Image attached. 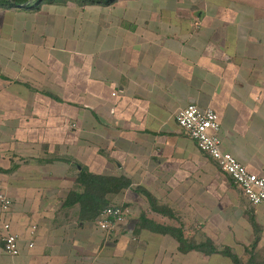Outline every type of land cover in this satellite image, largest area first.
Returning a JSON list of instances; mask_svg holds the SVG:
<instances>
[{
	"label": "crops",
	"instance_id": "0c3cea01",
	"mask_svg": "<svg viewBox=\"0 0 264 264\" xmlns=\"http://www.w3.org/2000/svg\"><path fill=\"white\" fill-rule=\"evenodd\" d=\"M51 5L0 8L37 15L0 26V192L11 200L0 236L9 223L20 247L12 257L0 241V264H231L139 228L142 211L165 226L176 214L153 212L137 188L172 207L184 202L202 240L264 259V204L251 205L175 122L190 103L213 109L222 150L264 177V0L82 3L74 52L69 16L63 23L56 4L43 11ZM81 170L130 180L108 197L133 209L125 233L94 222L95 235L79 203L66 204L81 192ZM116 231L128 250L112 244Z\"/></svg>",
	"mask_w": 264,
	"mask_h": 264
},
{
	"label": "built area",
	"instance_id": "2783aa9c",
	"mask_svg": "<svg viewBox=\"0 0 264 264\" xmlns=\"http://www.w3.org/2000/svg\"><path fill=\"white\" fill-rule=\"evenodd\" d=\"M178 127L192 139L197 148L212 159L217 167L240 188L247 201L257 206L264 204V177L249 172L232 154L221 148L219 137L220 123L217 113L211 108H201L193 103L175 114ZM11 200L0 192V211L5 213ZM131 216V209L121 204H112L104 208L95 220L100 230L108 232L117 224L125 223ZM0 236L2 250L9 256H17L20 251L19 237L11 231L10 224L4 222ZM35 227L30 231L33 235ZM29 247L32 243L28 244Z\"/></svg>",
	"mask_w": 264,
	"mask_h": 264
},
{
	"label": "trees",
	"instance_id": "16d2710c",
	"mask_svg": "<svg viewBox=\"0 0 264 264\" xmlns=\"http://www.w3.org/2000/svg\"><path fill=\"white\" fill-rule=\"evenodd\" d=\"M90 4L101 2V0H85ZM116 0H106L104 3L112 4ZM57 2H65V0H0V8H23L38 10L41 5L55 4ZM77 184L81 188V192H71L66 204L79 203V219L84 222L96 220L99 213L110 204L109 195L116 194L130 187V180L125 177L101 176L87 173L81 170L76 179ZM148 201L149 207L153 212L170 217L172 215L170 209L166 206L158 205L155 197L144 191L142 188H137ZM139 228L150 230L153 233L169 235L178 244L177 249L181 253L190 251H198L205 255L219 254L227 257L231 264H264L263 261H256L254 257L247 258L238 257L229 247H215L210 239H204L195 242L191 237L184 234L182 227L160 225L153 220L141 214L139 218ZM243 259H246L244 261Z\"/></svg>",
	"mask_w": 264,
	"mask_h": 264
},
{
	"label": "rangeland",
	"instance_id": "374dc122",
	"mask_svg": "<svg viewBox=\"0 0 264 264\" xmlns=\"http://www.w3.org/2000/svg\"><path fill=\"white\" fill-rule=\"evenodd\" d=\"M106 0H101V2H97L95 4H92L90 6L88 5H85L87 8V10H93V9H102L103 7L105 6H109L110 4H106L104 3ZM82 3H87L85 0H65V2H57L55 3L57 6H63L64 7V13H63V18H60V19H63V23H66V20H65V15H67V17L69 16V25H70V34H69V41H70V44H71V52H74L72 50H76V47H77V44L78 42L81 40L82 38V41H83V37H81V34H78V28H77V21H78V14L80 11L84 10V6H81ZM99 3V4H98ZM53 4L51 5V7L49 6L48 8L44 7L43 8V11H46L47 9H51V10H54L56 9V5ZM44 5V4H43ZM99 5H101L102 7H100ZM100 7V8H98ZM247 7H248V3H247ZM246 10H249V8H247ZM40 14V13H39ZM30 14L28 13H25V14H17V15H14L12 13H8V12H2V14L0 13V26H3V25H20V24H25L26 21H32V20H36V16L37 15H34L32 16V18H30L29 16ZM44 19L43 18H40L38 17V21L41 22L43 21ZM55 18H54V24H55ZM58 24V23H57ZM58 34H54V36H57ZM88 37V35H87ZM75 48V49H73ZM76 52V51H75ZM145 199V203L148 204V201L146 200V198H143ZM157 200V199H156ZM158 201V205H163V206H166L168 209L170 208L173 212H175L176 216L175 218L173 219V223H175L174 225L172 226H175V227H181L183 228L184 230V234L187 236V237H191L192 240H194L195 242H199V241H202V236H201V232L199 229L195 230V228H191L189 227V222L187 220V216H188V210L185 208V206L183 205L184 202H181V206H177L176 207H172L170 206L169 204H167V202H165L164 200H157ZM112 204V203H110ZM144 205V204H143ZM125 207H128L131 209V207L127 206V205H123ZM145 206V205H144ZM131 213L133 214V209L131 210ZM142 213L144 214V211H142ZM130 219H128L127 221L129 222ZM85 228L87 227V229H91L93 232H95V235H99V230L95 229L94 228V221H90L89 223H85ZM185 226V228L183 227ZM125 223H123L122 225V229L120 226H118L117 230L120 231L122 230V233H125ZM116 231L115 232V235L114 236H110V240H113L115 241L112 244H115V248L118 252H121V250H125V249H129V246H128V242H125L124 241V237H120V238H117L116 239V233L118 232ZM114 232V231H113ZM121 232V231H120ZM119 232V233H120ZM198 232V233H197ZM102 234H104L102 232ZM133 244V243H131ZM244 261H246V259H243ZM264 259H257L256 261H263ZM119 262H123V260L119 259Z\"/></svg>",
	"mask_w": 264,
	"mask_h": 264
}]
</instances>
